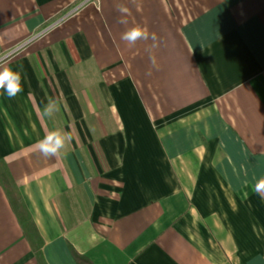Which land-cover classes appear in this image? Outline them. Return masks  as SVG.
<instances>
[{
  "label": "crops",
  "instance_id": "0c3cea01",
  "mask_svg": "<svg viewBox=\"0 0 264 264\" xmlns=\"http://www.w3.org/2000/svg\"><path fill=\"white\" fill-rule=\"evenodd\" d=\"M0 161V264H264V0H0Z\"/></svg>",
  "mask_w": 264,
  "mask_h": 264
},
{
  "label": "trees",
  "instance_id": "16d2710c",
  "mask_svg": "<svg viewBox=\"0 0 264 264\" xmlns=\"http://www.w3.org/2000/svg\"><path fill=\"white\" fill-rule=\"evenodd\" d=\"M0 185L2 186L11 207L16 212L21 225L27 238H29L35 245L39 247L40 241L35 227L30 219V216L21 200V196L6 168L0 161ZM38 253V252H37ZM77 261L85 260L83 256L76 255Z\"/></svg>",
  "mask_w": 264,
  "mask_h": 264
},
{
  "label": "built area",
  "instance_id": "2783aa9c",
  "mask_svg": "<svg viewBox=\"0 0 264 264\" xmlns=\"http://www.w3.org/2000/svg\"><path fill=\"white\" fill-rule=\"evenodd\" d=\"M92 2H96L97 0H91Z\"/></svg>",
  "mask_w": 264,
  "mask_h": 264
}]
</instances>
